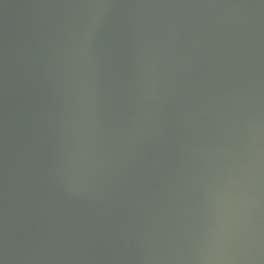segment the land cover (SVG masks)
Returning <instances> with one entry per match:
<instances>
[{"label":"water","instance_id":"water-1","mask_svg":"<svg viewBox=\"0 0 264 264\" xmlns=\"http://www.w3.org/2000/svg\"><path fill=\"white\" fill-rule=\"evenodd\" d=\"M0 264H264V0H0Z\"/></svg>","mask_w":264,"mask_h":264}]
</instances>
